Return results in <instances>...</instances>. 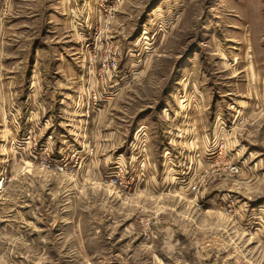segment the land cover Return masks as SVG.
Wrapping results in <instances>:
<instances>
[{"label": "rangeland", "instance_id": "rangeland-1", "mask_svg": "<svg viewBox=\"0 0 264 264\" xmlns=\"http://www.w3.org/2000/svg\"><path fill=\"white\" fill-rule=\"evenodd\" d=\"M0 264H264V0H0Z\"/></svg>", "mask_w": 264, "mask_h": 264}, {"label": "built area", "instance_id": "built-area-1", "mask_svg": "<svg viewBox=\"0 0 264 264\" xmlns=\"http://www.w3.org/2000/svg\"><path fill=\"white\" fill-rule=\"evenodd\" d=\"M235 169L237 168V167H234Z\"/></svg>", "mask_w": 264, "mask_h": 264}]
</instances>
